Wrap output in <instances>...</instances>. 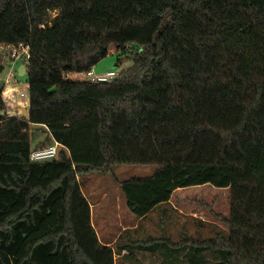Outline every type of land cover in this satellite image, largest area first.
Wrapping results in <instances>:
<instances>
[{
  "label": "trees",
  "instance_id": "trees-1",
  "mask_svg": "<svg viewBox=\"0 0 264 264\" xmlns=\"http://www.w3.org/2000/svg\"><path fill=\"white\" fill-rule=\"evenodd\" d=\"M0 43L30 53L28 116L0 98V264H115L78 181L115 165L155 166L118 183L137 218L229 189L227 231L168 264H264V0H0ZM112 47L132 60L114 79L69 77ZM31 125L62 126L56 159L29 160Z\"/></svg>",
  "mask_w": 264,
  "mask_h": 264
},
{
  "label": "crops",
  "instance_id": "crops-1",
  "mask_svg": "<svg viewBox=\"0 0 264 264\" xmlns=\"http://www.w3.org/2000/svg\"><path fill=\"white\" fill-rule=\"evenodd\" d=\"M92 71L96 74V67ZM100 74L99 72L97 75ZM74 76L79 75H69L71 79H74ZM1 90L2 83H0V97L6 111L9 114L14 113L17 101L15 96L1 95ZM154 170L155 167L148 169L144 174L129 176L123 180L149 176ZM113 179L109 184L86 185L87 194L84 193L81 184L80 187L89 203L91 223L100 243L114 250L117 249L114 255L115 264L117 262L118 264H168L171 259L173 260L168 253L171 249H176L177 244L187 241L190 244L192 238L205 239L208 237V230L214 233L217 227H221L216 220L218 215L209 218L208 209L205 208L207 203L203 199L185 193L194 190L195 194H199L207 188L206 184L177 189L167 202L155 206L144 217L137 218L128 210L120 191L118 183L123 180H117L115 177ZM207 190L211 192L213 189L210 187Z\"/></svg>",
  "mask_w": 264,
  "mask_h": 264
},
{
  "label": "rangeland",
  "instance_id": "rangeland-1",
  "mask_svg": "<svg viewBox=\"0 0 264 264\" xmlns=\"http://www.w3.org/2000/svg\"><path fill=\"white\" fill-rule=\"evenodd\" d=\"M114 52L115 49L112 47L109 51V54L95 66L97 69L96 75L99 72L101 74H105L106 72L110 71L119 73L121 70L132 65V60L130 58L125 55L116 54ZM0 60V64L4 63V70L0 72V83H3L6 77V73L8 72V68L10 67V63L3 57H1ZM18 64L20 65V63L17 62L13 66V69H18ZM16 78L18 79L17 88L23 90L26 83V75L17 74ZM73 78L85 80L87 79V76L85 74H80L79 76H74ZM21 101L24 105H29V100L27 97L21 98ZM6 112L8 113V111ZM61 128L62 126H58V129L55 128L56 130H53L50 129L49 126H30L29 132L31 136V148L34 149V146L37 148H42L53 145L54 142H58L61 144L59 149H65L66 134H64L62 130H59ZM154 167V165H115L111 168L113 176L109 172L91 173L86 176H81L79 179L84 193L87 194L85 190L86 185L97 186L99 184H109L111 180H114V177L117 180H123L129 176L144 174L148 171V169H153ZM210 187H212L213 189L211 190V192L207 190L210 189ZM185 193L188 195H192V197L196 196L197 199H203L205 203H207V207L205 208L208 209L207 213L209 214V218H211L210 216H212V218H215V215H218L216 220L221 225V227H217V230H221L224 232L227 231V226L222 222V220L224 218H228L230 211V191L228 188H216L208 185L207 188L202 190L199 194H195L196 192L194 190H189ZM202 205H204L203 202ZM212 234L213 231L208 230V236H211ZM116 264H118V262Z\"/></svg>",
  "mask_w": 264,
  "mask_h": 264
},
{
  "label": "built area",
  "instance_id": "built-area-1",
  "mask_svg": "<svg viewBox=\"0 0 264 264\" xmlns=\"http://www.w3.org/2000/svg\"><path fill=\"white\" fill-rule=\"evenodd\" d=\"M0 56L8 60L10 63V67L8 68V72L6 73L4 82L2 83L1 95L8 96L12 94L15 96L17 101L13 110L14 113H10L9 115L20 116L22 107H26L28 109V106L22 103L21 98L27 97L29 100V95H28L29 85L26 81L23 90L17 88L18 79L16 78V75L18 74V70L13 69V66L17 62H19L20 65L24 67L26 73V64L28 63L30 57L29 46L22 43H19L17 45L0 43ZM2 65H3V69H2L3 71L4 63H2ZM25 73L23 75H25ZM86 76L87 79L90 80L91 82H108L114 79L117 76V73L110 71V72H106L105 74L96 75L93 73V71H90L86 74ZM60 146H61L60 143L54 142L53 145L32 149L30 151L29 160L31 162H44V161H50L56 159L58 152L60 150L59 149Z\"/></svg>",
  "mask_w": 264,
  "mask_h": 264
},
{
  "label": "water",
  "instance_id": "water-1",
  "mask_svg": "<svg viewBox=\"0 0 264 264\" xmlns=\"http://www.w3.org/2000/svg\"><path fill=\"white\" fill-rule=\"evenodd\" d=\"M3 69V65L1 64L0 65V72L2 71ZM25 73V69L23 66H20L18 68V74L19 75H23ZM22 118H26L28 116V109L26 107H22L21 108V115H20Z\"/></svg>",
  "mask_w": 264,
  "mask_h": 264
}]
</instances>
